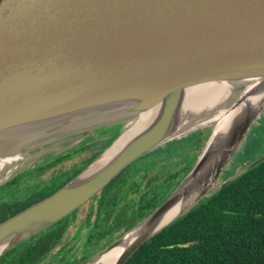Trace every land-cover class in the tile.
Segmentation results:
<instances>
[{
	"label": "water",
	"instance_id": "obj_1",
	"mask_svg": "<svg viewBox=\"0 0 264 264\" xmlns=\"http://www.w3.org/2000/svg\"><path fill=\"white\" fill-rule=\"evenodd\" d=\"M224 86L230 103L220 120ZM263 113L264 0H0V185L118 133L60 189L0 222V258L91 204L142 156L199 131L190 149L196 163L172 193L76 263L126 264L264 161L263 153L221 182ZM82 227L46 264L57 263Z\"/></svg>",
	"mask_w": 264,
	"mask_h": 264
},
{
	"label": "trees",
	"instance_id": "obj_2",
	"mask_svg": "<svg viewBox=\"0 0 264 264\" xmlns=\"http://www.w3.org/2000/svg\"><path fill=\"white\" fill-rule=\"evenodd\" d=\"M262 129L264 122L253 129L252 133L256 134ZM198 133L200 132H194L192 142L187 146L198 144ZM114 138L115 136H109L83 146L82 149L77 148L76 154H82L86 150H90V153L82 154L68 169L58 166L63 160L71 158L74 151L28 171L32 173L36 170V174H41L46 168H55L51 171L48 182L26 192L24 196L28 198H23V202L11 214L0 217V222L60 189L96 158ZM181 140L183 139L167 144L166 150L172 152V157L179 155L176 153H180L181 147L177 150L179 146L176 145ZM263 144L264 140L262 144L258 139L253 140L252 147L248 146L236 154V162L242 164L255 160L260 152L252 148ZM146 155L125 169L96 196L98 220L89 235L90 241L94 235L100 234L102 239L110 235L113 238H110L107 246L147 217L181 182L183 174L176 168L180 165L184 167L185 162H190L184 157L181 162L170 160L169 163L162 164L160 162L170 158L163 156L157 159L152 155L147 159L148 154ZM191 168L185 170L186 174ZM235 171V167L226 170L221 182ZM20 181L22 180H16L15 177L6 184V189L10 188L8 191L1 186L0 198L5 191L12 192L10 194L14 197L13 190L22 186ZM19 201L20 199L17 202ZM122 201L127 202V207L115 211ZM73 214L75 213L14 247L0 258V264H45L51 260L52 256L49 255L62 243ZM103 218L112 219V225L103 228ZM89 257L90 250L87 248L83 259L76 257L71 261L64 257L54 264H76ZM126 264H264V161L225 188L206 197L193 210L146 242Z\"/></svg>",
	"mask_w": 264,
	"mask_h": 264
},
{
	"label": "rangeland",
	"instance_id": "obj_3",
	"mask_svg": "<svg viewBox=\"0 0 264 264\" xmlns=\"http://www.w3.org/2000/svg\"><path fill=\"white\" fill-rule=\"evenodd\" d=\"M264 114V113H263ZM264 122V117H262V118H259V120H258V123L256 124V125H254V127L252 128V130L250 131V133H249V135L247 136V138L245 139V141H244V143H243V145L241 146V149H240V152H242L245 148H247L248 146H250V147H252V143H253V140H259L260 141V144H262V142H263V140H264V129H262L260 132H257L256 134L254 133H252V131H253V129H256L258 126H260V124L261 123H263ZM194 133H192V134H190V135H188L187 137H184V138H182L183 140H181V141H178L177 142V145H176V147L177 146H179V147H185V146H187L188 144L190 145V142H192V139H193V137L194 136H192ZM199 135H200V133H198ZM116 135H118V133H115V135L114 136H116ZM253 135V136H252ZM102 138H108V137H102ZM101 138V139H102ZM179 140V139H178ZM200 140V139H199ZM198 140V141H199ZM94 141H96V140H94ZM94 141H86L84 144L82 143V145H80V146H77V147H75L74 149H72V150H67L66 152H64L63 154H61L60 156H62V155H66V154H68L70 151L72 152V151H74L73 153V156L71 157V158H69V159H65V160H63L60 164H59V166L58 167H60V166H63V169H68L69 168V166H70V164L72 163V162H77L78 161V159H79V157L82 155V154H84V153H86V154H89L90 153V150H86V151H83L82 152V154H76V149L78 148H80V149H82L83 148V146H87V145H89V144H91V143H93ZM175 141V140H174ZM173 142V141H172ZM168 144V143H167ZM167 144H165L164 146H162V147H160V148H158V149H155L154 151H152V152H150V153H148V158L147 159H149V157L150 156H152V155H155V158H157V159H161L163 156H165V157H168V158H170V159H168V160H165V161H162V162H160V163H169V161L170 160H172L173 162H181L183 159H184V157H186L187 158V160H189L190 162H185V166L184 167H181V165L178 167V168H176L177 170H179L180 172H181V174H183V177L181 178V180L184 178V176L186 175V172L187 171H185L186 169H188V168H190V167H192L193 165H194V163H196V160H197V158H198V151L196 150V149H193V150H195V151H192V150H190V151H188L187 153L186 152H183V154H181V153H176V154H179V155H177V156H173L172 157V152H170V151H168V150H166V148H167ZM185 149H188L189 150V148L187 147V148H185ZM252 149H254V150H256V151H258V152H260V155L261 154H263L264 153V144L263 145H261V146H259L258 148L257 147H253ZM255 151V152H256ZM239 152V153H240ZM254 152V153H255ZM259 155V156H260ZM60 156H58V157H60ZM147 156V155H146ZM145 156V157H146ZM258 156V157H259ZM58 157H56V158H58ZM238 156H236L235 157V159L237 158ZM56 158H54V159H56ZM255 158H257V156L255 157ZM54 159H52V160H49V161H54ZM181 159V160H180ZM234 159V160H235ZM253 159V158H252ZM48 161V162H49ZM80 161V160H79ZM191 162H193V163H191ZM79 163H81V162H79ZM238 163V162H237ZM243 164V163H242ZM232 165V164H231ZM241 165V163L239 164V166ZM238 166V167H239ZM57 167V168H58ZM185 168V169H184ZM230 168V167H229ZM55 168L54 167H49V168H46L41 174H36V170L34 171V172H32V173H30V172H28V173H25V174H22V175H19V176H17L16 177V180H18V179H21L22 181H20V184L22 185V186H18L17 188H18V195H20V196H24L25 194H26V192H29L33 187H37L38 185H40V184H43V183H45V182H48V180L50 179V177H51V175H50V173H51V171H53ZM183 172V173H182ZM153 175H154V173H152ZM28 178V179H27ZM27 187H31V189L30 190H26V188ZM24 189V190H23ZM21 190V191H20ZM20 191V192H19ZM98 202H97V200H95L94 202H93V206H91V205H86V206H84L80 211H79V213L77 214V212H75V214H73L72 215V218H71V220H72V222L70 223H68V225H67V230H66V234H65V239L67 238L68 240L67 241H69V240H71L72 239V237L74 236V234H75V232L77 231V229H78V226L79 225H83V227H82V229H81V235H79L80 237L79 238H77V240L79 239L80 240V242L78 243V244H76L75 245V247L73 248V253H71V259H73V258H76V257H80L81 258V254H82V252L80 251L81 249H82V247H83V245H84V243H85V241L87 240L88 241V239H89V235H88V233H89V231H90V229L93 227L92 225H93V223H95L98 219H97V213H93V215L89 218V219H87V223H90V225L89 226H87L86 225V223H85V221H86V214H88L89 212H90V210H91V208H93V211H95L97 208H98ZM127 202L126 201H122L121 203H120V207L119 206H117L116 207V209H115V211H119L120 210V208H126L127 207ZM92 211V212H93ZM76 215H77V217H76ZM89 217V216H88ZM91 221V222H90ZM102 223L103 224H105L106 226L107 225H112V219H109V218H103V220H102ZM108 237H111L110 235H107ZM87 237H88V239H87ZM113 238V237H112ZM111 238V239H112ZM103 239H101V235L100 234H98L97 235V239H92V241H91V246H89L88 248L90 249V255H92V254H94V253H96L97 251H99V250H101V248L104 246V244H105V241H102ZM73 243V242H72ZM71 243V244H72ZM106 245V244H105ZM56 251V250H55ZM74 255V256H73ZM70 256V255H69ZM69 256L67 257V260L69 259ZM47 262H49V261H46L45 262V264L47 263Z\"/></svg>",
	"mask_w": 264,
	"mask_h": 264
},
{
	"label": "flooded vegetation",
	"instance_id": "obj_4",
	"mask_svg": "<svg viewBox=\"0 0 264 264\" xmlns=\"http://www.w3.org/2000/svg\"><path fill=\"white\" fill-rule=\"evenodd\" d=\"M262 117H264V114H262V116H261V118ZM98 140V139H97ZM86 141H84L83 142V144L85 143ZM80 145H82V143L80 144ZM79 145V146H80ZM194 146H197V144H195V145H191V146H187L188 148H189V150L191 149V148H193ZM186 146L185 147H181V150H180V153L181 154H183V152H186V151H188V149H185V148H187ZM180 147H177L176 149L178 150ZM240 152V151H239ZM235 157H236V155H235ZM163 158V157H162ZM166 160H168V159H166ZM237 160H234L233 161V163H232V165L230 166V167H235V169H237L238 168V166H239V164L240 163H237L236 162ZM50 162V161H49ZM46 163H48V162H44L43 164H41L40 166H42V165H44V164H46ZM40 166H32L30 169H28L27 171H25V172H23V173H28V171H31V170H33V169H35V168H38V167H40ZM22 174V173H21ZM20 175V174H19ZM17 177V176H16ZM15 178V177H14ZM14 178H11L9 181H7V182H4L3 184H1L0 185V187L2 186L3 187V189H6V184H8V183H10L11 182V180H13ZM33 188H36V187H33ZM33 188L31 189V187H27L26 189H28V190H33ZM8 189H10V188H7L6 189V191H8ZM30 190V191H31ZM5 191V193H3L2 194V197L0 198V217H2L3 215H7V214H11L10 212H12V210H15L16 208H17V206L18 205H20L23 201H21L23 198L24 199H26V198H28V196H24V197H22V196H20V195H18V188L17 189H14L13 190V192H15V196L13 197V195L12 194H10V193H12V192H6ZM15 198H17L16 200H15ZM18 199H20V201L19 202H17L18 201ZM93 211V209L91 210V212L89 213V217H88V219L93 215V213H94V211ZM91 222V221H90ZM86 225L87 226H89L90 225V223H86ZM101 225H102V227L104 228V226H106L105 224H103V223H101ZM93 227H94V223H93V225H92ZM93 227L90 229V231H89V233H88V235H90V233H91V231H92V229H93ZM45 231V230H44ZM65 234H66V232H65ZM81 235V234H80ZM80 237V236H79ZM78 237V238H79ZM89 237V236H88ZM88 237H87V239H88ZM93 238L94 239H97V236L96 235H94L93 236ZM92 238V239H93ZM110 238L111 237H108V236H106L102 241H105V244H107L109 241H110ZM102 239V238H101ZM68 239L66 238L65 239V235H64V237H63V240H62V243H60V246H58V247H56L52 252V254L51 255H49V256H53V254L59 249V248H63L65 245H67L68 244V241H67ZM92 241V240H91ZM91 241L88 239V241L86 240L85 241V243H84V245H83V247H82V249L80 250L81 252H82V254H83V256L80 258L79 257V259H83L85 256H86V251H87V248L89 247V246H91L92 244H91ZM80 242V240L78 239H76L75 241H73V243L72 244H70L67 248H66V250H65V252L62 254V256L60 257V259H62V258H67L69 255H71V253H73V248L75 247V245L76 244H78ZM104 244V246H106ZM56 250V251H55ZM90 250V249H89ZM98 252V251H97ZM95 254V253H94ZM92 256V255H91ZM74 259V258H73ZM73 259H71V261L73 260ZM85 259H87V258H85ZM84 259V260H85ZM83 261V260H82Z\"/></svg>",
	"mask_w": 264,
	"mask_h": 264
},
{
	"label": "bare ground",
	"instance_id": "obj_5",
	"mask_svg": "<svg viewBox=\"0 0 264 264\" xmlns=\"http://www.w3.org/2000/svg\"><path fill=\"white\" fill-rule=\"evenodd\" d=\"M227 92H229V89L227 90V88H226V86H224V87H221V88H219V90H218V92H217V100H216V103H222L223 105H225L222 109H220L219 110V112H218V114H217V116H216V119H220V120H223L224 119V117H223V115H224V113H225V111L229 108L228 106H229V104L228 103H230V100H229V98H228V96H227ZM223 117V118H222ZM222 124V123H221ZM93 161V160H92ZM91 161V162H92ZM106 189V188H105ZM104 189V190H105ZM103 190V191H104ZM95 199H96V197L92 200V202H91V204H86V205H91V206H93V202L95 201ZM86 205H84V206H86ZM84 206H82V207H80L79 209H77L75 212H77V214L79 213V211L84 207ZM98 206V205H97ZM93 208H91V210H92ZM156 209V208H155ZM154 209V210H155ZM177 209H178V207H175L174 209H172V210H170L169 212H167V214L165 215V217H164V219H163V221H162V223H161V225H163V224H165L167 221H169V220H171L172 218H173V216L175 215V213H176V211H177ZM91 210H90V212H91ZM153 210V211H154ZM152 211V212H153ZM75 212H73V213H75ZM89 212V213H90ZM89 213L88 214H86V221H85V223H87V219H88V216H89ZM94 213H97L98 214V211H97V209L94 211ZM76 217H77V215H76ZM132 227H130L129 229H131ZM129 229H127V231L129 230ZM158 235V234H157ZM123 246H125V245H123Z\"/></svg>",
	"mask_w": 264,
	"mask_h": 264
}]
</instances>
